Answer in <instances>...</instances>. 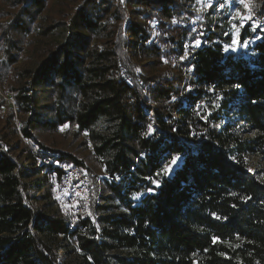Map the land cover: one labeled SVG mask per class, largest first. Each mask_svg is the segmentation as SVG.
<instances>
[{
  "label": "trees",
  "instance_id": "obj_1",
  "mask_svg": "<svg viewBox=\"0 0 264 264\" xmlns=\"http://www.w3.org/2000/svg\"><path fill=\"white\" fill-rule=\"evenodd\" d=\"M7 1L0 85L11 77L14 109L0 98V264H264V183L243 157L264 153V0L251 60L225 55L213 20L188 40L171 25L194 14L191 0H64L63 16L54 0ZM214 98L212 119H200ZM221 114L256 135L241 140ZM64 164L90 189L72 219L54 208Z\"/></svg>",
  "mask_w": 264,
  "mask_h": 264
},
{
  "label": "rangeland",
  "instance_id": "obj_2",
  "mask_svg": "<svg viewBox=\"0 0 264 264\" xmlns=\"http://www.w3.org/2000/svg\"><path fill=\"white\" fill-rule=\"evenodd\" d=\"M64 0H54L53 5L55 6V10H62ZM77 0H71L72 3L75 4ZM247 5V7L245 6ZM10 5L7 0L0 1V8H8ZM255 2L254 0H244L243 3L240 0H191V4L189 6L190 11L194 14L189 15L183 13L178 19H172L170 21L171 25L180 24L183 26H187L190 30V34L187 38L197 36L201 37L204 33L203 28L197 24V22H203L208 20H213V23L217 26L219 33V41L223 44L225 55H229L236 59H253L257 53L254 49L256 43L260 41L263 37L262 31L263 29L257 26V16L256 11L254 9ZM61 16H63L66 11L62 10ZM10 19V17L3 16V12L0 10V23L6 22ZM254 20V21H253ZM152 32L154 36L159 37L160 32L156 29L155 24L153 23ZM167 34H163V38H167ZM57 39L61 41L63 39V34H59ZM199 41V44H197ZM202 44V39L196 38V40L191 41L186 44V50L188 51V47L198 48ZM26 54L22 53L19 61L14 65L18 69L25 64ZM4 52L2 50V45L0 44V63L4 61ZM8 79L11 77L6 76L3 81L4 84L0 85V98L5 100L6 107H12L14 109L12 96L8 92ZM216 98L211 100H206L202 105L198 108L197 115L202 120L212 119L213 115H208L212 113L217 107ZM6 107L4 108V113L6 112ZM220 118V124L230 123L233 126V133L238 136L241 140H250L255 135L256 132L250 130L249 126L241 121L237 115H227L221 114L217 115ZM17 121V117L15 119ZM103 124L100 123L99 126ZM200 128V126H198ZM67 129L66 126L62 128V131ZM72 137L67 138V148L73 151L80 157L86 158L88 165H94L96 173L102 177L103 170L100 166L96 165L92 159H90V151L85 150L79 147L78 143L72 142ZM91 148V147H90ZM244 161L247 165V169L254 173L256 177L264 183V153L256 152V153H247L244 154ZM178 158V159H177ZM175 160V163L173 161ZM183 158L181 156H176L173 160L168 162L163 171L162 175L170 177L173 175L174 171L182 164ZM77 172L80 175V179L87 183L86 192L88 191V198H90V189L86 179L82 176L80 170L78 168ZM77 175V174H72ZM73 180L70 183L65 184L64 181L60 186L57 187L56 192V203L54 208H60L63 210L64 214L72 217L78 212H83L86 210L85 208V199L83 196H80L78 192L75 190V184H77L78 179L72 178ZM155 184L158 185V182L155 181ZM81 185V184H80ZM81 189L80 186H78ZM89 201V200H88ZM82 203L83 207L79 208L78 205ZM66 206L68 208L66 209Z\"/></svg>",
  "mask_w": 264,
  "mask_h": 264
},
{
  "label": "built area",
  "instance_id": "obj_3",
  "mask_svg": "<svg viewBox=\"0 0 264 264\" xmlns=\"http://www.w3.org/2000/svg\"><path fill=\"white\" fill-rule=\"evenodd\" d=\"M261 25L264 26V21L261 22ZM63 170L65 172L64 179H63L65 184L70 183L73 180L72 179L73 176H74V178L78 179L77 184L74 185L75 186V190L78 192V194L80 196L84 197V199H85V204L84 205H85V208L87 209V203H88V200H89L88 191H87V194L85 193L86 190H87L86 189L87 183H84L80 179V175L78 174L76 167H73V166H71L69 164H64L63 165ZM72 174H77V175H72ZM78 186H80L81 189H79ZM84 190H85V192H84Z\"/></svg>",
  "mask_w": 264,
  "mask_h": 264
},
{
  "label": "snow or ice",
  "instance_id": "obj_4",
  "mask_svg": "<svg viewBox=\"0 0 264 264\" xmlns=\"http://www.w3.org/2000/svg\"><path fill=\"white\" fill-rule=\"evenodd\" d=\"M241 3L244 2V0H240ZM247 7V5H245ZM197 44H199V41H197ZM149 128H151V125H149ZM178 159V158H177ZM173 163H175V160L173 161Z\"/></svg>",
  "mask_w": 264,
  "mask_h": 264
}]
</instances>
